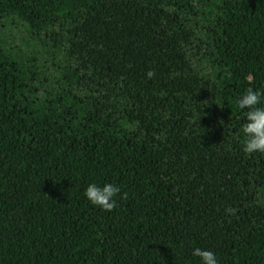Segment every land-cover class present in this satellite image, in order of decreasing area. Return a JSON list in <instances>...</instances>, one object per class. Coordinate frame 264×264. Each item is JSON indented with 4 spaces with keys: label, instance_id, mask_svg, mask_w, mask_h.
<instances>
[{
    "label": "trees",
    "instance_id": "trees-1",
    "mask_svg": "<svg viewBox=\"0 0 264 264\" xmlns=\"http://www.w3.org/2000/svg\"><path fill=\"white\" fill-rule=\"evenodd\" d=\"M249 87L264 0H0V264H264Z\"/></svg>",
    "mask_w": 264,
    "mask_h": 264
},
{
    "label": "clouds",
    "instance_id": "clouds-1",
    "mask_svg": "<svg viewBox=\"0 0 264 264\" xmlns=\"http://www.w3.org/2000/svg\"><path fill=\"white\" fill-rule=\"evenodd\" d=\"M152 75L151 71L147 73L149 78ZM237 104L240 110H246L243 112L244 123L241 125L244 137L242 151L246 154L264 153V92L249 87L240 95ZM120 193V187L111 182H91L83 190V195L92 205L106 211H111L117 206L116 197ZM226 211L235 213L233 208ZM192 256L199 257L201 264H218L215 253L208 249L194 247Z\"/></svg>",
    "mask_w": 264,
    "mask_h": 264
}]
</instances>
